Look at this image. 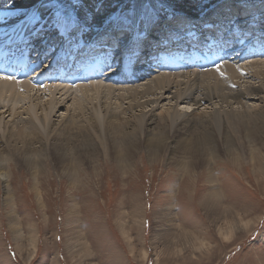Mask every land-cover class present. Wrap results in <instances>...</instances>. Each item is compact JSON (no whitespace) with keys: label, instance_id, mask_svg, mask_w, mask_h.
<instances>
[{"label":"bare ground","instance_id":"1","mask_svg":"<svg viewBox=\"0 0 264 264\" xmlns=\"http://www.w3.org/2000/svg\"><path fill=\"white\" fill-rule=\"evenodd\" d=\"M5 1L0 0V53H9L13 47L14 50L9 53V56L11 58L19 52V70L22 69L23 64L27 68L26 72L28 69L35 71L34 78L19 75L5 78L8 69H4V77L0 75V93L10 91L16 94V98L12 99L14 108L0 112V177L9 194L13 188V163L32 174L39 199L43 201L41 181L44 184L42 175L46 161L52 162L53 168L56 171L60 170L62 176H68L71 165L81 164L82 158L84 162L92 161L103 154L109 156L111 160L118 161L119 152L115 147L110 149L99 147L94 139L100 138L101 135L107 138L115 134L116 137L110 140L118 139L123 145H128V126L132 124L131 130L137 134V137L140 135L141 140L138 147V140L135 136L133 137L130 142V155L140 156L142 159L147 156L151 161L159 158L171 160L178 157L182 158L179 162L180 170H186L189 164L193 165L197 172L202 168L210 170L211 193L208 194L205 204L211 205L210 209L220 237L227 241L234 240L241 230L251 227V220L239 214L230 217L228 209L218 206L220 202H224L234 209V204L239 205V201L228 200L223 185L220 184L221 177L217 175L214 167L221 158L237 160L238 154L243 153L250 157L252 166L263 169L264 174V56H247L246 58L251 59L240 63L239 61L245 59L237 55L234 58L238 61L224 62L218 68L207 72L180 70L175 73H157L150 68L142 69L146 65L144 64L138 68L140 73H136L138 79L135 81L121 79L118 75L120 73H117L118 77L112 78L111 82H105L106 79L97 77L88 82H82L77 78L75 84L57 83L56 80L50 79L54 76L49 74L48 69L54 65L64 64L67 57L61 61L60 56L56 55L57 52L51 49V46L55 47L58 44L55 42V37L65 34L66 39L61 36L58 42L70 45L68 41L73 38L76 26L93 30L96 34L109 23L111 25L107 26L105 39L118 45L121 36L118 32H114V29L109 31L114 23L108 21V18L117 11H110L109 8H112L111 4H115L118 0H111L112 2L78 0L74 5L76 12H73V8L68 10L69 7L65 9L58 6L59 0H15V6L7 5ZM191 1L132 0L131 4H128L133 7L135 19H140L141 15L144 17L148 13L151 16L150 19L155 16L160 17L156 9L168 18L167 12H171L173 7L185 16L159 22L150 35V38L154 40L159 39V34L165 36L169 29L172 31L180 27L185 28L187 24H194L199 30L200 26L207 21L221 23L223 20L227 21L226 18L231 21L234 17L239 21V26L236 25L235 29L241 36L247 30L252 33L264 31V0H227L225 4L228 7L232 4L231 1L238 3L232 4L234 7L229 11L224 10L226 8L224 2L209 11L216 0H200L196 5ZM219 1L221 0L216 2ZM127 2V0H121L120 7ZM146 3L152 8H148ZM247 6L251 9L246 8ZM204 7L206 9L201 12L202 17H200L201 13L195 14V11ZM215 13L216 16L212 15ZM245 15L249 17L247 20ZM243 26H247V30ZM55 29H57L56 32ZM148 41L149 38L136 44L143 51L151 45ZM236 46L238 45L234 47ZM235 51H238L237 48ZM48 52L52 54V57L56 55L53 58L50 57L53 63L51 66V63L46 62L49 59ZM30 53H33V63L24 61ZM41 56L44 62L39 60ZM224 68L230 73L228 76L232 79L230 84L224 79L221 80L224 72L222 76L220 75L221 79L217 76L219 81L217 79L215 81V78L208 81L210 84L215 81V85L218 86L215 91L205 90L204 85H200L201 87L194 85L196 82L202 83V80L206 77L208 79L210 75L220 73L219 71ZM141 70L144 71L141 72ZM237 71L245 73L238 75ZM246 76L251 77V80L244 82L242 87L233 88L240 85L242 83L240 80ZM255 80H259V83L254 82ZM220 82L227 85L225 91L219 88ZM87 90H94L99 96L94 99L89 97L90 102L86 105L81 102V98L85 99ZM43 92L51 96V106L45 103L39 105L33 103L25 108V117L23 114H16L15 106L19 102L31 100L35 95ZM80 92L81 95L77 97ZM73 94H75L74 102L70 105L68 103ZM113 99L114 102L118 101V105L108 101ZM2 102L4 99L0 96V104ZM97 104L99 106H96ZM182 104L187 106L180 109ZM202 106L204 109L201 110ZM1 108L4 106H0ZM62 109L64 111H61ZM5 114H8L7 117ZM198 117L201 118L199 123L201 125L196 130L192 122ZM235 140H240L250 149L239 148ZM84 144L90 145L88 152H84ZM106 165L112 164L106 163ZM228 165L230 169H233L232 171H236L233 165ZM78 172L77 168L72 171V174ZM12 201L11 196L13 211H17ZM190 237L186 235L182 241L187 240L189 244ZM198 237L195 238L198 240ZM203 241L202 245L198 246L196 242L194 244L198 249L203 248L205 246Z\"/></svg>","mask_w":264,"mask_h":264},{"label":"rangeland","instance_id":"2","mask_svg":"<svg viewBox=\"0 0 264 264\" xmlns=\"http://www.w3.org/2000/svg\"><path fill=\"white\" fill-rule=\"evenodd\" d=\"M75 1L78 0H59L58 6L70 10ZM120 1H115L116 5L110 3L112 8L109 10L117 11L108 21L124 24L130 29L133 7L129 5L132 0H127V4L121 7ZM192 1L195 5L200 2ZM6 4L15 6L16 1L10 0ZM224 7L229 11L234 5L228 7L224 2ZM205 9L197 10L195 14L199 15ZM212 15L216 16V13ZM219 72L203 79V84L196 82L194 85H204L205 90L215 91L218 89L215 81L224 72L220 79L230 84L232 79L228 77L227 69ZM242 73L237 71L238 75ZM214 78L212 84L208 83ZM250 80L251 77L246 76L233 88L242 87ZM254 82L259 83V80ZM219 84L222 91L227 89L226 84ZM80 95L81 92L77 97ZM0 96L4 99L0 106L6 108H1L0 112L14 108L12 99L16 98L15 93L3 91ZM74 96L68 104L72 105ZM96 96L99 95L94 90H87L81 102L87 105L89 97L94 99ZM108 101L113 103L114 99ZM33 103L51 106V96L43 92L31 100L19 102L15 106L16 114L25 117V108ZM183 106L187 104L179 108ZM200 121L198 117L192 122L196 130ZM131 125L128 126V145L118 139L110 140L116 137L115 134L94 139L99 147H115L119 152L118 161L103 154L92 161L84 162L82 158L81 164L71 165L68 176H62L60 170L53 168L52 162L46 161L42 175L44 184L41 181L43 201L39 199L32 174L13 163L11 194L5 190L0 177V264H264L263 169L252 166L250 157L243 153L238 154L237 160L226 157L215 164L214 169L221 177L219 183L223 185L228 200L239 201V205L234 204V209L224 202L218 206L228 209L230 217L239 214L252 221L249 229L241 230L236 239L227 241L219 236L211 205L205 204L211 193L210 170L202 168L197 172L191 164L186 170H180L182 158L178 157L151 161L147 156L142 159L130 155L133 137L137 138L138 147L141 140L140 135L137 137L131 130ZM235 142L241 149H250L240 140ZM83 150L88 152L90 145L84 144ZM225 161L236 171H232ZM77 168L79 172L72 174ZM11 196L17 211H13ZM186 235L191 236V244L182 241ZM193 236L203 239L205 246L198 249L196 245H202V241Z\"/></svg>","mask_w":264,"mask_h":264},{"label":"snow or ice","instance_id":"3","mask_svg":"<svg viewBox=\"0 0 264 264\" xmlns=\"http://www.w3.org/2000/svg\"><path fill=\"white\" fill-rule=\"evenodd\" d=\"M188 111H191V109H188Z\"/></svg>","mask_w":264,"mask_h":264}]
</instances>
